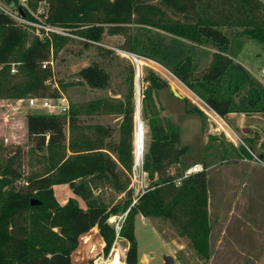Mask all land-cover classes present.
Listing matches in <instances>:
<instances>
[{
  "label": "trees",
  "instance_id": "trees-1",
  "mask_svg": "<svg viewBox=\"0 0 264 264\" xmlns=\"http://www.w3.org/2000/svg\"><path fill=\"white\" fill-rule=\"evenodd\" d=\"M1 1L10 7L17 4V0ZM28 7L23 13L29 20L36 21L31 10L42 8L40 19L92 42L101 43L105 33L124 37L120 49L166 68L221 118L231 113L264 114V85L235 60L229 37L239 34L264 49V0H28ZM134 26L140 32L134 33ZM151 28H162L172 38L148 30ZM26 29L0 12V99H58L60 90L48 84L54 78L52 67L43 64L51 60L54 49L58 52L73 40L37 36L26 47ZM207 46L215 52L208 67L200 70L196 50ZM95 47L104 58L116 54ZM12 63H20L21 75L10 74ZM123 71L130 84L126 101L116 107L106 100L91 105L93 112L109 108L121 115L117 141L110 126L98 125L92 135L78 132L79 118L74 111L27 115L28 137L36 152L47 154L48 166L18 186L22 173L15 167V157L5 163L0 160V264H74L72 255L80 238L98 229L105 243L103 255L108 257L118 239L109 220L125 213L119 238L129 244L126 264H139L138 215L169 221L190 239L200 259L211 258L209 174L204 167L184 178L192 167L183 162L189 147L182 145L180 127L162 115L160 93L169 90V84L153 71L143 78L147 86L141 92L142 113L151 133L141 166L150 184L133 205L136 69L129 63ZM78 76L91 89L107 90L112 81V74L97 62L84 67ZM184 101L186 113L206 118L202 109ZM258 138H244L250 151L255 150ZM66 144L69 154L60 153ZM260 159L264 162V154ZM174 168L179 170L173 174ZM58 185H68L74 195L63 205L55 196ZM106 188L123 197L107 202L102 196ZM34 199L39 202L36 206L32 205Z\"/></svg>",
  "mask_w": 264,
  "mask_h": 264
},
{
  "label": "rangeland",
  "instance_id": "rangeland-1",
  "mask_svg": "<svg viewBox=\"0 0 264 264\" xmlns=\"http://www.w3.org/2000/svg\"><path fill=\"white\" fill-rule=\"evenodd\" d=\"M41 9L39 10L42 12ZM39 10L36 12L31 10L34 18L39 17ZM132 28L134 33L140 32L137 27ZM148 30L172 38V35L162 28ZM26 32L29 36L26 47H29L37 38V31L27 28ZM229 37L231 50L236 55L237 61L264 85L262 45L256 41L241 38L239 34H229ZM101 43L113 48H122L125 38L105 33ZM187 43L190 45V42ZM214 52L215 50L208 46L197 48L195 60L200 70L208 67ZM138 57L143 61L139 67L130 55L124 57L113 54L111 57L104 58L95 46L86 47L78 40H70L60 51L57 52L54 49L50 60L54 78L48 84L52 89L60 90L61 98H65L69 106V112L74 111L78 116L80 124L78 132L92 135L96 126H110L115 130L113 140L117 141L119 127L123 121L121 115L109 108L93 112L91 105L99 100H106L115 107L119 102H125L130 91V84L127 79L128 74L123 71V67L129 63L133 64L136 77L135 126L132 133L134 162L131 176L134 180V174L143 176L141 163L151 143V133L143 117L141 101L140 110L145 124L146 139L144 153L141 161L137 163L135 130L138 79L140 95L142 89L147 86L142 81L149 71L155 72L168 82L169 90L160 93V102L164 108L162 115L169 117L181 129L182 145L189 147L188 153L183 158L184 164L191 166L195 163H204L209 174L208 211L212 226L210 236L212 256L208 261L200 259L192 248L190 239L182 236L169 221L148 219L138 215L135 219V236L138 242L139 264H142V259L145 260L144 264H255L256 259L264 264V166L260 162V155L264 154V141L262 142L259 136L253 151H250L242 142L235 145L228 139V133L226 135L223 131L219 132V125L211 120L210 110L199 97L163 66ZM95 62L102 64L112 74L111 85L107 90L91 89L78 76L84 67ZM13 66L18 70L15 74L12 73ZM10 74L21 75L20 63H12ZM175 87L182 99L174 95ZM183 98L189 101V106L202 109L206 118L186 113V103ZM30 99H0V160L5 163L8 158L15 157V167L22 173L18 186H24L29 177L43 173L48 166L47 154L36 152L34 143L28 137L26 118L28 114H48L49 111L32 107ZM258 116L263 118L264 114ZM257 124L260 125V122ZM212 127L215 128L216 135L208 133ZM67 134L70 136L69 130ZM228 136L235 140L231 133ZM242 139L244 142V137ZM64 151L69 154L68 144L59 152ZM178 170L174 168L171 172L174 174ZM149 184L150 181L145 176V185L149 186ZM136 185L138 184L135 182ZM54 190L61 205L74 197L68 185L55 186ZM102 196L109 203L113 200L117 202L123 197L110 188L104 189ZM80 203L84 206L82 201ZM111 219L109 222L116 226L119 217ZM259 243L262 244L261 247H258ZM104 246L99 229L98 232L90 231L80 238L79 248L72 255L74 264H126L125 258L129 247L126 240L118 238L108 257L103 255Z\"/></svg>",
  "mask_w": 264,
  "mask_h": 264
},
{
  "label": "built area",
  "instance_id": "built-area-1",
  "mask_svg": "<svg viewBox=\"0 0 264 264\" xmlns=\"http://www.w3.org/2000/svg\"><path fill=\"white\" fill-rule=\"evenodd\" d=\"M23 8H26V9L29 10L28 0H17V4L15 5V7H10V6L6 5L5 3H3L0 0V12L8 15L18 25H20V26H22L24 28L36 29L37 36L41 40H45L47 38L51 40L52 36L59 35V36L68 37V38H70L72 40L75 39V40H78V41H86V42L91 43L94 46L106 47L108 49L113 50L116 54H119V55L124 56V57L125 56L128 57V55H130V56H134L135 55V54L128 53V52H126V51H124V50H122L120 48H113V47H110V46L103 45L102 43H97V42H92V41L86 40L85 38H82V37H80V36H78L76 34H73L70 31L65 30V29H63L61 27H57V26L48 24V23H46L45 21H43L42 19H40L37 16L35 17L36 21L29 20L28 18H26L25 14L23 13ZM51 65H52V62L49 61V62H45L43 64V67L46 68V67L51 66ZM17 71H18L17 68L15 66H13L12 67V73L15 74ZM54 103H59V104L57 105V104H54ZM30 105L32 107H35V108L48 110L49 114H69V106L66 104V99L65 98L62 99L61 97L58 98V99L31 98L30 99ZM208 109L211 112H214L209 107H208ZM57 111H59V112H57ZM229 132L233 135L235 140L230 138L227 135V132H225V133H226L228 139L232 143H234L235 145H238L239 142H242V144L245 145V143L243 142V139L240 136H238L233 130L230 129ZM260 162L264 166V162L263 161H260ZM203 170H204V166L203 165H200V164L194 165V166H192L191 168H189L185 172L184 178H187L188 176H190L192 174H195V173H198V172H201ZM142 172H143V176L142 177L141 176L139 177L136 174H134V178H135L134 180H133V176H131V180H132L131 189H133V193H134L133 205L137 203L139 196L142 195L143 193H145L146 189L148 188V186L145 185V176L148 177V174L146 172H144L143 170H142ZM135 182L139 186L138 185L135 186ZM126 216H127V213H125L122 216H117V217H119V222L115 226V229L117 231V238H119V232H120L121 225H122L121 223H123V221L125 220ZM111 220L112 219L110 218L109 221H111Z\"/></svg>",
  "mask_w": 264,
  "mask_h": 264
},
{
  "label": "crops",
  "instance_id": "crops-1",
  "mask_svg": "<svg viewBox=\"0 0 264 264\" xmlns=\"http://www.w3.org/2000/svg\"><path fill=\"white\" fill-rule=\"evenodd\" d=\"M235 60L237 61V59ZM258 115L259 114L246 115L242 113H231L227 115L225 118H221L215 112H211V114H209V117L211 118L212 121H214V123H217L219 125L220 133L223 131L224 133L227 132L228 135H230L229 130L231 129L241 138L243 137L253 138L255 136L257 137L260 136L262 138L261 141L263 142L264 141V138H263L264 137V128H263L264 127V116L263 118H261L262 116H258ZM257 122H260V125L257 124ZM247 129H250V132L246 131ZM208 133L210 135H216L215 128L213 127L210 128ZM197 164L204 166V163H195L194 165H197ZM194 165H191V166H194ZM210 168L211 167H209V169ZM261 246L262 244L259 243L258 247H261ZM255 261H256L255 264H261V261H259V259H256ZM141 263L144 264L145 260L142 259Z\"/></svg>",
  "mask_w": 264,
  "mask_h": 264
},
{
  "label": "bare ground",
  "instance_id": "bare-ground-1",
  "mask_svg": "<svg viewBox=\"0 0 264 264\" xmlns=\"http://www.w3.org/2000/svg\"><path fill=\"white\" fill-rule=\"evenodd\" d=\"M132 57L135 60V62L137 63V66L139 67V65H141L143 61H141V59L136 55H134ZM174 89L176 92H178L177 87H175ZM180 91L182 92V90H180ZM136 111L137 112H136V130H135V149H136L135 153H136V161H138V159L141 161V158H142V155H143L144 149H145L146 132H145V124H144L142 117H141V110L139 111V109H137ZM85 241L87 242L88 240H85ZM84 244H85V242H84ZM109 264H111V263H109Z\"/></svg>",
  "mask_w": 264,
  "mask_h": 264
},
{
  "label": "water",
  "instance_id": "water-1",
  "mask_svg": "<svg viewBox=\"0 0 264 264\" xmlns=\"http://www.w3.org/2000/svg\"><path fill=\"white\" fill-rule=\"evenodd\" d=\"M139 83H140V81H139V79H138V99H137V109H139V111H140V104H141V95H140V87H139ZM173 93H174V95L176 96V97H179V98H181V95L178 93V92H176L175 90H173ZM140 162V160L138 159V161H137V163H139ZM38 200H33L32 201V205L33 206H36V205H38Z\"/></svg>",
  "mask_w": 264,
  "mask_h": 264
}]
</instances>
